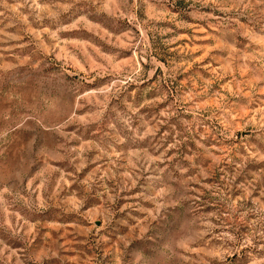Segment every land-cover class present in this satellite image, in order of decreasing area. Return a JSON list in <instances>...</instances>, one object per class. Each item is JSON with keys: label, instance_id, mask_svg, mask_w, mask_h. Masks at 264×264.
<instances>
[{"label": "rangeland", "instance_id": "obj_1", "mask_svg": "<svg viewBox=\"0 0 264 264\" xmlns=\"http://www.w3.org/2000/svg\"><path fill=\"white\" fill-rule=\"evenodd\" d=\"M0 264H264V0H0Z\"/></svg>", "mask_w": 264, "mask_h": 264}]
</instances>
